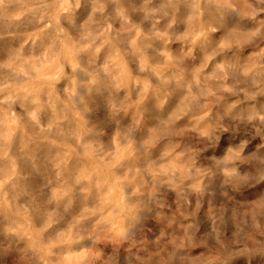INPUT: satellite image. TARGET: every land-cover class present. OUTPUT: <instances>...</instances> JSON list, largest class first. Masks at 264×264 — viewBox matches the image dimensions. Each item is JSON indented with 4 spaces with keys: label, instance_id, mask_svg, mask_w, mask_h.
I'll return each instance as SVG.
<instances>
[{
    "label": "clouds",
    "instance_id": "1",
    "mask_svg": "<svg viewBox=\"0 0 264 264\" xmlns=\"http://www.w3.org/2000/svg\"><path fill=\"white\" fill-rule=\"evenodd\" d=\"M0 264H264V0H0Z\"/></svg>",
    "mask_w": 264,
    "mask_h": 264
}]
</instances>
